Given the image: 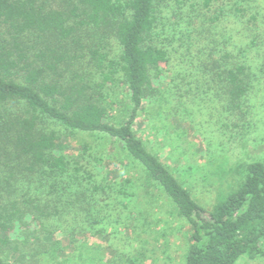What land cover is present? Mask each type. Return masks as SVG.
<instances>
[{
  "label": "trees",
  "instance_id": "16d2710c",
  "mask_svg": "<svg viewBox=\"0 0 264 264\" xmlns=\"http://www.w3.org/2000/svg\"><path fill=\"white\" fill-rule=\"evenodd\" d=\"M171 1L0 0V264H66L51 221L72 214L59 220L74 245L81 201L92 210L90 174L63 153L57 127L120 143L148 185L161 189L189 223L183 264L264 256L263 162L244 164L238 183L207 209L134 132L145 102L161 92L173 53L195 57L196 70L221 92L230 112L242 111L252 87V67L239 59L246 47L219 30L230 16L226 5ZM168 12L171 30L164 23ZM110 39L118 44L117 58L106 47ZM117 81L126 89L124 115L113 113L107 97ZM121 163H112L106 179ZM78 184L75 198L65 201L62 192ZM90 187L91 194L104 191Z\"/></svg>",
  "mask_w": 264,
  "mask_h": 264
},
{
  "label": "rangeland",
  "instance_id": "374dc122",
  "mask_svg": "<svg viewBox=\"0 0 264 264\" xmlns=\"http://www.w3.org/2000/svg\"><path fill=\"white\" fill-rule=\"evenodd\" d=\"M221 2L230 13L218 24L222 37L232 33L234 42L246 47L239 59L248 62L254 72L242 113L227 109L221 92L196 70L193 55L173 53L160 94L145 102L133 125L136 136L207 209L238 183L244 164L264 163V0L214 3ZM233 4L240 8L237 13L231 10ZM169 12L164 23L171 30L174 18ZM106 47L111 58H117V42L110 39ZM107 97L113 101V113L124 115V85L117 81ZM57 129L63 153L79 160L84 173L90 174L87 187H82L88 190L90 204L93 197L91 211L80 203L85 210L79 213L74 245H68L74 237L59 220H69L72 214L51 221L54 236L64 247L59 260L68 257L66 264H183L189 223L177 215L161 189L148 185L140 165L128 159L120 143L96 132ZM119 160L117 173L106 179V171ZM93 185L104 191L91 194ZM79 187L64 190L65 201L74 199ZM235 264H264V256H241Z\"/></svg>",
  "mask_w": 264,
  "mask_h": 264
}]
</instances>
